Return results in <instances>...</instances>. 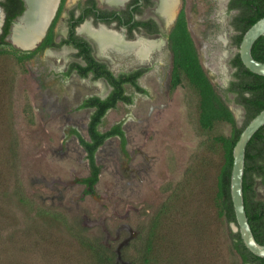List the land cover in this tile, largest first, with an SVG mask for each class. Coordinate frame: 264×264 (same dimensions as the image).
<instances>
[{"label": "rangeland", "instance_id": "374dc122", "mask_svg": "<svg viewBox=\"0 0 264 264\" xmlns=\"http://www.w3.org/2000/svg\"><path fill=\"white\" fill-rule=\"evenodd\" d=\"M227 1L181 0L201 65L241 126L244 110L225 92L237 52ZM73 5L65 1L56 38L64 33V15ZM168 30L169 23L161 28L163 34ZM139 38L144 41L140 56L138 45L100 49L114 73L143 64L149 71L139 80L146 93L126 86L132 103H119L99 126L104 132L121 123L126 145L121 151L119 138L112 137L97 150L100 172L92 195L81 183L89 166L73 131L87 139L91 111L78 105L86 95L104 96L109 86L75 74L60 78L57 72L71 60V49L32 57L0 54V264H92V256L62 224L38 214L39 208L77 220L88 228L86 234L117 249L127 247L128 256L144 245L138 235L145 241L151 234L148 256L155 264H241L230 247L234 225L225 224L215 197L221 139L233 127L218 121L202 128L192 85L182 79L171 86V54L163 38ZM7 42L15 45L10 36ZM254 189L264 201V181L257 178Z\"/></svg>", "mask_w": 264, "mask_h": 264}, {"label": "trees", "instance_id": "16d2710c", "mask_svg": "<svg viewBox=\"0 0 264 264\" xmlns=\"http://www.w3.org/2000/svg\"><path fill=\"white\" fill-rule=\"evenodd\" d=\"M0 5L4 11V23L0 34V54L14 52L23 54L13 44L5 41L9 33L10 25L14 18L24 10L23 0H2ZM92 4L91 10L94 9ZM228 9H235L237 13L231 20V25L236 31L232 37V43L238 47L245 31L258 19L264 16V0H230ZM90 11V10H89ZM103 13V12H102ZM106 14V12H105ZM110 14V13H107ZM169 40L172 50V74L171 86L177 85L182 79L187 80L197 92L199 98V124L202 128L208 129L218 122L224 121L233 128L229 137L222 138L223 159L217 173L216 179V200L220 203V214L225 224H236L232 201L230 197V174L232 169V150L245 125L262 109H264V76L254 74L247 70L242 64L238 53L231 59L230 64L234 67L232 80L229 81L225 92L234 95V102L244 109L245 119L241 126H237L234 114L230 110L225 99L217 92L211 83L206 71L203 69L193 39L187 29L184 12L181 11L175 27L170 33ZM86 52V66L82 75L88 70L95 68L94 77L104 76L111 87L110 93L104 98L89 97L81 102L79 108H94L90 114L87 124V139H83L73 131L78 138L79 144L86 153L89 166V175L81 180L86 194H94V186L98 181L100 167L96 164L95 153L104 142L112 137H118L121 151H125L126 138L121 128V123L112 125L108 130L101 132L98 127L103 123V117L107 110L116 109L119 103L129 104L131 96L126 95L124 84L131 83L138 92H144L135 83L137 76L144 72V69L133 74L122 75L118 78L106 68L103 63L93 64L88 55L89 45L85 42L78 43ZM85 47H84V46ZM4 46V47H3ZM251 54L257 61L264 62V35L260 36L253 43ZM93 68V69H94ZM259 178L264 181V125L260 127L248 142L245 150V164L242 177V195L244 208L248 223L255 240L264 244V201L256 198L254 189L255 180ZM26 205L32 206V202L26 197H19ZM41 213L50 222H57L70 233L78 244L85 249L93 258L92 264H155L148 256L151 251L152 235L149 234L146 240L138 235V239L144 242L136 254L128 256L127 247L117 249L112 243H105L103 237L86 234L87 227L81 225L77 220L68 221L62 214L51 209L39 208ZM154 223L150 229L154 230ZM231 251L235 253L241 264H264V258L252 254L244 246L238 231H229Z\"/></svg>", "mask_w": 264, "mask_h": 264}, {"label": "flooded vegetation", "instance_id": "af4514ba", "mask_svg": "<svg viewBox=\"0 0 264 264\" xmlns=\"http://www.w3.org/2000/svg\"><path fill=\"white\" fill-rule=\"evenodd\" d=\"M57 1L58 0H56V3ZM65 1L66 0L58 1L55 14L52 17L45 31V34L42 36V38L36 44V46L32 50H28V51L21 50V51L24 52L25 55H27L28 57L29 56L32 57L33 55L35 56H40L42 54L47 55L48 51H51L53 49H60V48L71 49L72 50L71 60L63 67L61 71L57 72V75H59L60 78H68L72 74H75L79 79H83V80L90 79L92 81L102 80L109 86V91L104 96L101 97L97 94H89V95H86V97H84L81 100V102L89 97H99L101 99H104L111 91V87L104 76H100L96 78L94 77L95 76L94 67H93L94 69L92 68L88 70L86 75H82V73L84 72L83 67L86 66L85 59H86L87 54L85 50H83V47L80 44H78L81 42L83 43L86 42L89 45L88 55L93 60V64L95 65L96 62L105 64L106 68L116 78L122 75H128V74L130 75L136 71L144 69V72H142V74L137 76L135 79L136 85H138L141 89H143L139 85V80L143 77L145 73L149 71L148 65L143 64L137 67H132L131 69L126 70V71L114 73L109 67L108 63L104 61L103 56H102L104 55V51H101V50H103L107 46H110L112 48H117V49L132 48L135 45H137L136 41L141 39L139 37H142L143 39L162 37L164 40V45L167 47V49L169 50L171 54V72H170L169 81L171 80L172 57L173 56H172L171 42L169 40V36H170V33L172 32V29L175 27V22L181 11L184 12L185 21H186V13H185L184 8L182 7L181 0H173V8L169 11L168 18L162 17L159 14L158 7H159L160 0H71V1H74V5L71 6L67 10L66 15H64L66 16L64 20L65 21L64 33L61 35V37L56 38L55 22L60 16H63L62 9L65 4ZM229 1L230 0L227 1V6H226L227 11L234 12V15H235L237 13V10L228 9ZM176 3H177V7H175ZM92 4H94L95 7L94 9L91 10ZM101 5H104L105 7H102ZM149 9L154 11L156 18L153 17L151 14H149L151 13ZM24 10H25V3H24ZM148 11L149 13H147ZM22 13L18 15L16 18L20 17ZM107 13H110V14H107ZM234 15L232 16V18L234 17ZM16 18H14L12 24L14 23ZM3 23H4V19H3ZM168 23H169V30L167 33L163 34L161 31V28H164V26ZM12 24L10 25V28ZM186 25H187V21H186ZM83 26L90 28V32L89 33L83 32L81 30ZM230 26L232 27L231 21H230ZM10 28H9V33L5 37V41H7V37L10 36L9 35ZM187 29H188V25H187ZM1 32H2V27H1ZM234 32L236 34L235 30ZM93 33L96 35V38L92 37ZM99 34L113 36L112 43L109 45L106 44L105 46L101 48V50L98 46V39H97V35ZM120 37L123 42L121 41ZM122 43L125 45L121 46ZM126 43H131V45L126 44ZM111 50H114V49H111ZM139 50H138V53L136 51L135 52L130 51L128 52V54L133 53L135 56H137L136 53L139 55L141 51H143V50H140V51ZM236 53H238V47H237ZM141 60L142 59H137L136 62L140 63ZM232 68L234 72L235 68L234 67ZM123 84H124L123 86L125 89L124 93L126 95L131 96L126 93V86H130L136 92H138L131 83H123ZM143 91L144 92H138V93L145 94L146 90L143 89ZM131 99H132V96H131ZM81 102L79 103V105L81 104ZM79 105H78V108H79ZM81 109H89L91 113L92 111H94V108H81ZM108 111L109 110H107V112Z\"/></svg>", "mask_w": 264, "mask_h": 264}, {"label": "water", "instance_id": "95a60500", "mask_svg": "<svg viewBox=\"0 0 264 264\" xmlns=\"http://www.w3.org/2000/svg\"><path fill=\"white\" fill-rule=\"evenodd\" d=\"M2 0H0L1 2ZM25 3V10L22 15L25 14L28 10V6ZM53 2V1H52ZM52 2L45 1V7L47 10L50 9ZM56 10H54L55 12ZM55 14V13H54ZM16 18L14 23L10 28V34L12 27L16 24V21L20 18ZM53 14L51 15V9L45 22L51 21ZM4 19V11L0 5V32ZM49 22L47 24H49ZM47 26V25H46ZM48 27V26H47ZM264 35V16L254 22L243 34L240 44L238 46V55L239 58L244 65V67L250 72L264 76V62L257 61L253 58L251 54V48L256 39L260 36ZM41 39V38H40ZM35 42V39L30 40L28 49H32L36 46V44L40 41ZM19 47V46H17ZM23 48V47H19ZM264 125V109H262L257 115H255L242 129L234 147L232 150L233 162L232 169L230 174V197L232 201V206L235 215L236 224L234 225L235 230L238 231L241 240L244 246L250 251L252 254L263 257L264 258V244L258 243L251 231L250 225L248 223V219L246 216L244 201L242 195V177L244 172V164H245V150L248 142L254 133Z\"/></svg>", "mask_w": 264, "mask_h": 264}, {"label": "bare ground", "instance_id": "6f19581e", "mask_svg": "<svg viewBox=\"0 0 264 264\" xmlns=\"http://www.w3.org/2000/svg\"><path fill=\"white\" fill-rule=\"evenodd\" d=\"M45 1L52 2L50 9L51 15L54 16V10H56L58 1L56 0H25L28 10L22 17H20L16 24L12 27L11 30V40L12 42L23 48H29V42L32 39H35V42L38 41L45 34L47 29V24L49 21L45 22L47 15L49 14V10L45 7ZM56 5V7H55ZM173 8V0H160L159 3V13L165 17H169V11ZM168 20V19H167ZM50 23V22H49ZM47 25V26H46ZM85 33L90 32V28L83 26L81 29ZM92 37L96 38V35L93 33ZM98 46L101 49L106 44L109 45L113 41V36L99 34L97 35ZM144 41L142 39L136 41V44L139 46L140 50H143ZM125 44H121L124 46ZM153 47V46H152ZM150 48V47H149Z\"/></svg>", "mask_w": 264, "mask_h": 264}]
</instances>
